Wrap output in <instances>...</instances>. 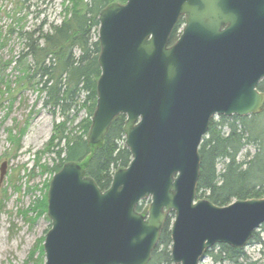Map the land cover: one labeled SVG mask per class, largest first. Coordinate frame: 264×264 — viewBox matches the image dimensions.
Returning a JSON list of instances; mask_svg holds the SVG:
<instances>
[{"label":"water","instance_id":"water-1","mask_svg":"<svg viewBox=\"0 0 264 264\" xmlns=\"http://www.w3.org/2000/svg\"><path fill=\"white\" fill-rule=\"evenodd\" d=\"M98 20L101 73L87 142L101 143L124 115L132 158L106 190L80 162L54 173L43 264H147L170 213L174 264H199L218 244L245 247L264 222V197L227 206L197 198L198 149L214 117L264 108V0H125Z\"/></svg>","mask_w":264,"mask_h":264},{"label":"trees","instance_id":"trees-1","mask_svg":"<svg viewBox=\"0 0 264 264\" xmlns=\"http://www.w3.org/2000/svg\"><path fill=\"white\" fill-rule=\"evenodd\" d=\"M124 2L125 0H63L62 20L58 25L51 26L47 33L39 32L34 36V32L23 34L19 31L26 42V48L17 61L28 58L31 63H25L21 67L24 75L22 79L38 77L36 83L44 95L42 105L52 114L64 117L62 122L54 125L53 137L56 143L52 144V153H55L56 162L50 171H59L67 161L83 162L88 158L83 165L85 174L93 178L102 190L110 185L113 173L128 167L132 158L124 145V115H118L112 121L103 141L96 146H91L86 136L96 106V81L101 73L97 60L101 50L97 38L98 14L111 3ZM182 23L183 18L178 19L168 38V45L176 42ZM257 85L264 94V81ZM83 108L87 116L78 124L79 132L67 133L65 119L73 112L75 117ZM259 118L264 119V108L255 115L223 116L211 120L198 149L200 168L196 183L197 198L206 197L216 206H227L238 199L264 197V123L258 127ZM13 137L14 135L9 136V139L18 142ZM62 142L63 145L60 146ZM248 145L253 146L254 153L246 151L242 154ZM219 162H222L220 169ZM144 202L145 200L137 205V211L142 212ZM36 203L35 209L19 213L25 215L31 210L33 213L35 211L36 216L45 214L46 197ZM173 219L172 213L166 216L159 241L147 264H173L170 250V227ZM262 228L264 230V223ZM251 236L252 242H262L257 232H253ZM214 250L215 252L213 249L205 252L214 264H256L247 257L243 248L218 244ZM39 256L40 260L44 257L41 245Z\"/></svg>","mask_w":264,"mask_h":264},{"label":"rangeland","instance_id":"rangeland-1","mask_svg":"<svg viewBox=\"0 0 264 264\" xmlns=\"http://www.w3.org/2000/svg\"><path fill=\"white\" fill-rule=\"evenodd\" d=\"M62 1L0 0V165L6 162L5 174L0 179V264L45 261V256L40 260L39 246H43L51 225L47 213L36 216L31 210L25 215L19 212L35 209L36 201L45 197L47 201L50 179L55 173L50 171L56 162L52 153V144L56 143L54 125L64 117L52 114L42 105L44 95L36 83L38 77L22 79L21 67L30 63L29 59H17L26 48L19 31L34 32V36L47 33L62 20ZM73 114L65 119V131L69 134L79 132L78 124L87 116L84 108L75 117ZM257 122L260 127L264 119ZM12 135L18 142L9 139ZM246 151L253 154L255 149L248 145L242 154ZM87 159L80 164L85 165ZM221 165L219 162L218 169ZM149 203L145 200L141 214L146 213ZM260 235L261 243L251 242L243 249L256 264L264 260V230ZM199 264L214 263L206 255Z\"/></svg>","mask_w":264,"mask_h":264},{"label":"flooded vegetation","instance_id":"flooded-vegetation-1","mask_svg":"<svg viewBox=\"0 0 264 264\" xmlns=\"http://www.w3.org/2000/svg\"><path fill=\"white\" fill-rule=\"evenodd\" d=\"M261 231H263L262 225H260L259 229L256 230L257 235L260 237V239L262 238L261 235H260V234H261ZM261 241H262V239H261ZM251 242H252V241L250 240L248 244H250ZM248 244H247V245H248ZM247 245H246V246H247Z\"/></svg>","mask_w":264,"mask_h":264}]
</instances>
